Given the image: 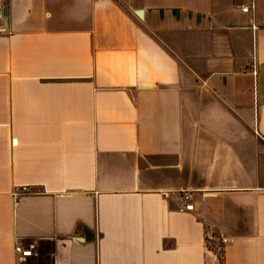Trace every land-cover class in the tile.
Returning a JSON list of instances; mask_svg holds the SVG:
<instances>
[{
  "label": "crops",
  "instance_id": "obj_1",
  "mask_svg": "<svg viewBox=\"0 0 264 264\" xmlns=\"http://www.w3.org/2000/svg\"><path fill=\"white\" fill-rule=\"evenodd\" d=\"M0 264H264V0H0Z\"/></svg>",
  "mask_w": 264,
  "mask_h": 264
},
{
  "label": "built area",
  "instance_id": "obj_2",
  "mask_svg": "<svg viewBox=\"0 0 264 264\" xmlns=\"http://www.w3.org/2000/svg\"><path fill=\"white\" fill-rule=\"evenodd\" d=\"M251 8H252V6H246V7H243L242 10H243V12L248 13L251 10ZM24 191H27V189L24 188ZM186 200L189 201V197H186ZM186 208L188 210H192L194 208V206L187 203ZM221 238H222V242H223L224 245H226L229 242H231V239L225 237V235H221ZM35 250H36V247L34 245H31L28 250H23L19 245H17V247H16L17 259H19V258L22 259V258H26V257L36 256L37 253H35ZM20 255H22V256L20 257Z\"/></svg>",
  "mask_w": 264,
  "mask_h": 264
},
{
  "label": "trees",
  "instance_id": "obj_3",
  "mask_svg": "<svg viewBox=\"0 0 264 264\" xmlns=\"http://www.w3.org/2000/svg\"><path fill=\"white\" fill-rule=\"evenodd\" d=\"M208 247L210 250H213L220 258L223 257L225 245L222 242L221 235L218 237V241H215V243L208 241Z\"/></svg>",
  "mask_w": 264,
  "mask_h": 264
},
{
  "label": "water",
  "instance_id": "obj_4",
  "mask_svg": "<svg viewBox=\"0 0 264 264\" xmlns=\"http://www.w3.org/2000/svg\"><path fill=\"white\" fill-rule=\"evenodd\" d=\"M141 14H142V11H139V12H138V15H141Z\"/></svg>",
  "mask_w": 264,
  "mask_h": 264
}]
</instances>
